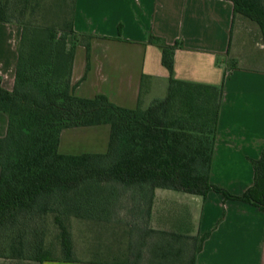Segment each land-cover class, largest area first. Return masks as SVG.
Segmentation results:
<instances>
[{"label": "trees", "instance_id": "16d2710c", "mask_svg": "<svg viewBox=\"0 0 264 264\" xmlns=\"http://www.w3.org/2000/svg\"><path fill=\"white\" fill-rule=\"evenodd\" d=\"M231 1L235 14L257 22L264 38V0ZM45 2L0 0V22L22 27L12 90L3 86L0 75V111L8 116L7 131L0 137V256L74 260L68 220L96 210L89 198L95 184L113 182L140 194L169 188L206 197L214 190L225 199L246 201L264 211V149L253 160L254 184L242 194H232L211 181L223 87L174 77L178 41L168 44L154 34L150 37L161 47L170 78L166 96L147 108L141 102L125 108L105 94L81 97L71 81L80 41L69 48L66 36H58L54 27L33 24L42 7L48 8ZM49 3L48 12L66 15L65 30L86 38L81 43L87 49L88 70L93 36L75 30L76 0ZM103 123L111 126L105 152L59 151L64 128ZM50 211L58 226L61 256L53 254L40 231L29 232L28 220H46L43 217ZM208 235L198 238L190 251H166L164 264H195Z\"/></svg>", "mask_w": 264, "mask_h": 264}, {"label": "crops", "instance_id": "0c3cea01", "mask_svg": "<svg viewBox=\"0 0 264 264\" xmlns=\"http://www.w3.org/2000/svg\"><path fill=\"white\" fill-rule=\"evenodd\" d=\"M237 14L231 0H76L75 30L93 37L88 70L86 46L76 48L74 93L105 94L125 108L162 98L170 73L162 63L161 47L150 37L168 44L178 41L174 77L223 87L211 181L240 195L254 184L253 160L264 149V68L229 65ZM19 36L15 24L0 22V75L9 90L15 83ZM7 126L8 116L0 111V137ZM110 131L109 123L64 128L59 151L105 152ZM135 191H125L119 209L106 219L143 221V237L133 234L127 251L118 253L125 260L0 256V264H164L167 250L190 251L205 233L209 235L195 264H264V211L258 206L225 199L214 190L206 197L169 188ZM157 233L184 243L163 247L156 243Z\"/></svg>", "mask_w": 264, "mask_h": 264}, {"label": "rangeland", "instance_id": "374dc122", "mask_svg": "<svg viewBox=\"0 0 264 264\" xmlns=\"http://www.w3.org/2000/svg\"><path fill=\"white\" fill-rule=\"evenodd\" d=\"M49 1L51 0H46L45 2L46 5L48 4V8H46V6L42 7L36 17L33 18L35 21V23L32 21L33 24L36 25L37 23L43 26L54 27L55 29H53L56 31L58 36H66L69 48H72L73 45L78 43V40L80 41L78 45H84L81 42L86 40V38L81 35L73 37L67 30L64 29L63 24L66 15L59 16L58 13L54 11L48 12L50 10ZM67 16L70 15L67 14ZM26 19H29V16L25 17L24 20ZM15 25L19 30L20 41L22 27L18 24ZM234 29L235 41L233 50L228 56L229 65L242 68H264V38L258 23L242 14H237ZM26 48L27 45L25 46V49ZM155 99L160 98H154L150 102L144 101L141 103V107L147 108ZM89 192L92 194L89 198L93 200L91 201V206H94L96 210L91 211L92 213L90 215L86 213L84 218L71 215L68 220L72 232L75 259L80 261H90L94 259L107 261L114 259L125 260L126 258L119 256L118 253L124 252L125 250L127 251L128 243L133 234L139 235L138 237L140 238L143 237L140 233L142 230L140 222L143 221L106 220L108 219L107 216H109L110 213H114L116 209H119L121 206V200L126 194L125 190L119 184H115L113 182L95 184L90 187ZM57 207L58 206L55 205L51 208V210L54 211ZM52 211L47 212L44 215L43 218L46 220H28V223L31 224L29 232H32L34 229L40 231V234H43L46 244L52 248L51 250L53 254L61 256L63 254L62 246L57 238L58 226L55 220H53ZM153 236H156V243L163 247H170L171 244L177 246L184 243L182 241L172 239L169 234L157 233Z\"/></svg>", "mask_w": 264, "mask_h": 264}]
</instances>
